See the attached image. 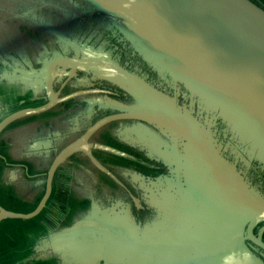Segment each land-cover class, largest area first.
Masks as SVG:
<instances>
[{"label":"water","instance_id":"1","mask_svg":"<svg viewBox=\"0 0 264 264\" xmlns=\"http://www.w3.org/2000/svg\"><path fill=\"white\" fill-rule=\"evenodd\" d=\"M90 1L135 42L167 91L99 55L56 56L42 68L35 59L34 70L16 69L13 80L0 84L31 90L34 96L32 82L39 80L47 97L41 104L1 117L0 133L19 118L88 92L58 97L52 86L57 65H66L64 75L79 71L92 80L101 78L134 101L101 109L115 112L100 118L98 114L79 136L55 152L36 205L26 212L0 205V222L37 216L50 196L55 172L75 153L84 154L120 182L90 151L89 140L101 127L125 120L130 123L119 126L118 140L166 169L153 178L137 174L148 182L139 184L143 191L138 198L131 197L133 204L150 209L141 220V234L121 226L136 219L129 202L115 199L101 208L91 196L89 211L52 235L64 233L61 238L70 240L64 243L72 244L73 251L87 252L81 256L83 261L95 257L107 264H264L263 257H256L258 246L264 250V195L251 178L252 171L264 173V8L252 0ZM24 82L30 85L24 87ZM178 97L185 101L179 102ZM134 131L148 134L143 143L147 152L139 150L143 148ZM92 147L127 156L111 146L95 143ZM106 215H112L114 222ZM169 221V228L163 229ZM77 238H92L93 243L80 246ZM41 249L38 254L49 253Z\"/></svg>","mask_w":264,"mask_h":264},{"label":"trees","instance_id":"2","mask_svg":"<svg viewBox=\"0 0 264 264\" xmlns=\"http://www.w3.org/2000/svg\"><path fill=\"white\" fill-rule=\"evenodd\" d=\"M4 3V9L12 12L14 16L21 20L19 28L13 29L12 32L17 34L25 35L27 41L22 37L16 43L8 44L0 37V65L4 66L0 70V83L1 81L13 80L14 76L17 74L16 69L22 70H34L35 66L31 57L27 54L26 46H32L31 49L35 50V59L40 64L42 68L50 59L56 56H70L74 58L84 59L90 55H99L103 58L109 59L115 63H118L122 67L126 65L123 64L121 57L129 59V63H132V73L144 79L148 74L146 72L155 73L151 66L144 59L143 52H139L134 41L126 38L123 30L118 24H116L102 9L96 6L90 0H0ZM262 8L261 4L256 3ZM8 5H11L8 7ZM0 15V32L2 31V26H10L11 20H4ZM102 24L103 30L106 33L102 34L101 40H98V35L100 29L96 26ZM26 42V44L24 43ZM118 45V46H117ZM122 52V53H120ZM134 60V61H133ZM145 65H148L144 69ZM66 65H57L54 68L55 74L52 79V84L55 86L63 77ZM143 72L138 73V70ZM145 71V73H144ZM65 76V75H64ZM156 78L160 79L156 76ZM161 80V79H160ZM150 85L154 86L160 91H167V86L164 83L161 85L153 84L149 80H145ZM25 86H29L30 82H24ZM34 84V95L37 97H47V91L44 82L33 81ZM164 85L165 87L160 89ZM106 96L103 100L102 97H91L82 95L80 101H62L65 105L69 107L68 113L63 117L65 124H67L69 131H82L85 130L92 121L96 118L97 114L101 109L110 105V99ZM132 102V101H128ZM114 111V108H111ZM99 117V116H98ZM97 117V118H98ZM130 122V121H129ZM127 123H121L115 130V135H118V131L121 130L119 126H124ZM217 133L220 137H224L220 128L217 127ZM58 135V131H53ZM61 135V134H60ZM38 137L43 140H47L45 145L39 143L35 144L37 147L28 152L27 155H36L39 157H47L50 155L54 146L56 138L48 139L46 135H39ZM45 137V138H44ZM54 137V135H53ZM121 140L120 137H118ZM227 139V137H225ZM223 143L225 139L223 138ZM51 144V146H50ZM53 145V147H52ZM50 146V149L48 147ZM30 148V147H29ZM28 148V149H29ZM134 149V148H133ZM61 168L58 170L61 172ZM249 171H252L251 169ZM253 172V171H252ZM250 173V172H249ZM13 174L9 173V177L13 178ZM133 176V175H132ZM36 185L41 187L44 185V180H37ZM60 189L56 187V190ZM55 190V189H54ZM54 196L55 192L48 198L43 210L34 218L29 219L30 221H40L47 228L55 227L53 223L59 224L57 220V214L54 213V209L51 208L52 203L55 205ZM83 215V214H82ZM81 216V215H80ZM79 216V217H80ZM79 217H77L79 219ZM82 217V216H81ZM46 220H45V219ZM76 218V219H77ZM50 219L53 221L50 222ZM17 219H6V221ZM5 221V220H4ZM73 223V222H72ZM70 223V224H72ZM50 226V227H49ZM64 234V233H63ZM51 235L46 239L45 242L39 243L35 241L33 244L28 245L27 254L36 255L41 253L40 250L46 252H55L56 254L68 255L69 257H56L61 263L65 264H107L103 260L97 262L95 257H86L87 261H83L82 255L87 254V252H77L73 251L74 246L72 244H65V241L61 238L63 235ZM23 243H18L16 240L5 241L4 238H0V264H6L4 257L8 260L11 257H7L6 253L8 251H22L25 252V245ZM20 244V245H19ZM51 246H55L52 248ZM21 253H11V255H19ZM94 255V254H93ZM97 257H99L97 255ZM24 259L25 257H15ZM30 258L26 257L25 259ZM15 261V260H14ZM18 264V263H17ZM110 264V263H109Z\"/></svg>","mask_w":264,"mask_h":264},{"label":"rangeland","instance_id":"3","mask_svg":"<svg viewBox=\"0 0 264 264\" xmlns=\"http://www.w3.org/2000/svg\"><path fill=\"white\" fill-rule=\"evenodd\" d=\"M252 1L255 3H259L264 7V0H252ZM0 6L2 7L1 3H0ZM10 6L11 5H8V7ZM0 15L2 16L1 18H4V20L12 21L10 26H7V25L2 26L0 37L3 38L5 42H7L8 44H11V43L17 44L16 42L19 39H22V37L25 39V41H27V38L25 35L12 32L13 29L19 28L21 24V20L18 17L14 16L12 12L4 8L0 9ZM96 26L100 29L97 39L101 40L100 37H102V34L106 32L103 30L102 24H99ZM25 41L24 43L26 44ZM32 46H29V45L26 46V49H29V50H26V52L31 57L33 64L36 65V61H35L36 53H35V50L31 49ZM3 67L4 66L0 65V70ZM77 72L79 71H75V73ZM62 77H64V75ZM98 80H102V79L98 78V79H95L94 81H98ZM70 89L71 87L69 86V84H66V87L62 86L60 88L61 90L60 93L63 95L66 90H70ZM44 99L45 97H42V96L37 97V98L35 95L33 96V94L31 93V90H27V89L21 90V88H19L18 86L4 87L3 85L0 84V118L15 109H18L21 107H27V106H34L37 104L38 101H43ZM178 99H179V102L185 101V100H182L181 97H178ZM119 102L121 103V101ZM119 102L110 101L109 103L115 106ZM184 103L188 104V102H184ZM62 110H63L62 108L57 107L56 109H54V111L41 112L38 114L28 115V116L19 118L11 122L10 124H8L7 127L3 129V132L0 133V204L2 206H5V208L14 210V211L26 212V211L31 210L36 205L37 201L39 200L42 194L43 185L41 187H39L40 186L39 185L33 188L32 185H34L35 183L34 180L41 179V176L39 175V173L47 168L55 152L60 148V146L64 145L68 141V137H70L69 139L74 138L80 132V131H77V132L72 131L68 134L66 129L64 130L58 118L59 113L56 112V111L60 112ZM193 110H195V108H193ZM109 111H112V110L107 109L104 111H100L98 114L101 115L102 113L109 112ZM65 112L62 111L63 114H65ZM194 114L197 115L196 113ZM52 122L58 123V126L56 129L54 128L53 125H50ZM45 125H48V126L45 127ZM53 131H60L61 133L65 134V136L61 141H58L59 145L56 146V148L48 156L45 162L40 161V158H38V160H33L30 157L25 156L23 162L25 165L28 164L29 167H27V169L25 170V166L17 165V163L20 160H22L20 155H17L18 154L17 151H19L20 148L22 149V148L27 147L26 150H28L29 152L31 151V149H33V147L31 146L36 144L34 141L32 143L31 141H28V143L26 144L27 137L30 136L32 138H37V136L39 135L46 134V137L51 139L54 135L52 133ZM133 133L137 134L140 137V138L135 137L136 140L140 142L139 145L143 148V150L142 149H139V150L143 152H147V149L143 147V143H145V140L148 139L149 137L148 134L144 132H140V131L139 132L134 131ZM143 138H146V139H143ZM40 142H41L40 143L41 145H45L47 143V140H41ZM104 145L110 146L108 144H104ZM50 146L48 147V149H50ZM34 147H37V146H34ZM97 150L99 151V155L101 156L105 152L104 150H99V149ZM135 150L137 149L135 148ZM138 152L136 154H138ZM126 154H128L127 156H130L129 153H126ZM108 155L110 154H107V156ZM139 156L146 158L145 156H143L142 152H140ZM113 157L110 156L109 158L112 161L106 159L105 165L109 167L108 169L110 170L111 173L117 176L116 171H118L117 170L118 168H116L117 166L113 164L116 161L114 160ZM127 158L132 159L130 157H127ZM125 164L129 165V167H131L132 169L135 168L134 170L136 171H134L132 179L138 183V188H139V184H146L148 182L144 179L142 180L141 178H139L140 176L137 175V174H141L144 176V173H142L139 170L140 168L147 169L149 168L148 166L146 168V166L142 162L137 163L136 160H128ZM61 170L62 171L59 172V176L56 178L55 185L62 182L65 186V191L63 193L61 192L58 193V194H63L60 197L54 196L55 205L53 203L51 205V208L54 209V213L57 214V218H58L57 220H59V224L53 223L55 227L47 228V223L45 226L40 221L34 222L32 220L30 221V220H25V219H17L16 221H13V220L4 221L3 220L2 222H0V238H4L5 241H8V240L15 241L16 240L20 244L23 242L27 243V245H25L24 247L25 252L8 251L6 253V256L7 257H25V258L30 257V258H27V259L18 258V259H15V261L13 260L10 264H17V261H18V264H62L56 258L59 256L53 252L46 253V254L42 253V254H37V255H34V254L30 255V253H28V255L25 256V254H27L28 245L30 244L34 245L35 243L33 242L39 241V240L43 242L50 235L56 232H59V231L62 232L61 230L64 227L70 226L71 225L70 223H72L77 217L89 211V204H90L89 198L91 196L94 198V201L96 200V202L99 205H101V208L115 201V199L102 200V198H104L105 196L102 195L101 192L114 195L115 190L114 188H111L110 185H112V183L104 174H101L100 172H97L96 170L91 168L89 162H87L83 154L81 153L73 154L69 158V160L62 165ZM90 171L93 172V174L99 173L98 180L100 183H96L98 186L95 185L94 183L92 185V182L89 181ZM9 173L13 174L12 175L13 178L9 177ZM251 178L253 180L254 174H252ZM93 188H95L97 191H94ZM90 189L93 190L92 193ZM140 191L142 193L143 190L140 189ZM25 194H26V197H22ZM28 194H31L32 196L31 195L28 196ZM104 218H107L106 220L112 221V222H114V219H115V218L113 219L112 215L110 216L106 215L104 216ZM141 218L144 219L146 217L141 216ZM141 218H138L137 220L138 222L134 218L135 219L134 221L124 222L128 225H121V224L119 225H121L122 227L132 228L131 230L132 232L136 234H141V227H142ZM116 219H118V216L116 217ZM51 221H53V219H50V222ZM92 238H89L88 240L77 238V241H79L80 246H87L93 243ZM101 242H105L104 245H106V242H108L107 238L105 237L101 238ZM106 250L108 252L113 251L111 249H106ZM11 253H21L19 254L21 256L11 255ZM0 257L2 256L0 255ZM4 260H6V257H4Z\"/></svg>","mask_w":264,"mask_h":264},{"label":"flooded vegetation","instance_id":"4","mask_svg":"<svg viewBox=\"0 0 264 264\" xmlns=\"http://www.w3.org/2000/svg\"><path fill=\"white\" fill-rule=\"evenodd\" d=\"M1 2L2 1H0V3ZM1 5H2V7L7 6L4 3H1ZM2 7L0 6V9H3ZM120 53H122V52H120ZM121 60H123V64L126 65L123 68H125L129 72H133L132 68H131L132 67V63H129L128 57H127V59L124 58V57H121ZM147 67H148V65H145L144 69H146ZM141 72H143V69L142 70H138V73H141ZM63 73H64V71L62 72V74ZM144 73H145V71H144ZM146 73L148 74V76H146L145 80L151 81L154 85L155 84L161 85L160 79L156 78V74L151 73V71L149 73L148 72H146ZM66 84H69L71 89L70 90H66L64 92V94L62 95L60 93V91H61L60 88L62 86L66 87ZM52 86H53L54 91H58V89H59V92H58V95H57L58 97L67 96V95L73 94V93H75L77 91H81V90H88V92H86V93L77 94L75 96L73 95L72 97L66 98V99H64L62 101H80V99L82 98V95L89 96V98L98 96V97H102L103 100H105L106 96H107V97H109L107 99L111 98V101H118V102L121 101V103H128V101H134L133 98L128 93H126L125 91L119 89L117 86H115V85H113V84H111V83H109V82H107L105 80H98V81L92 80L91 79V75L88 74L87 72H85V73L77 72V73L74 74V76L72 74H70V73H67V75H65L57 84H55V86L53 84H52ZM159 88L160 89L164 88V85H162ZM44 101L45 100L38 101L36 105L41 104ZM62 101L57 102L52 108H50V109H48V110H46L44 112L54 111V109H56L57 107L62 108L63 109L62 111H64V112L66 111L65 114H63L62 111H60V112L56 111V112L59 113L58 118H59L60 123L62 124V127L64 128V130L66 129L67 133L69 134L70 131H69L68 127H67L68 125L65 124L64 118H63L68 113L69 107L67 106V103H65V105H64L62 103ZM178 101H179V99H178ZM113 112H115V111H109V112L102 113L101 115H99L98 118H100L102 116H105L107 114L113 113ZM92 123H93V121H92ZM122 123L123 124L124 123L128 124L129 122L124 120V121H122ZM48 125H45V127L48 126ZM50 125H53L54 128L56 129L57 126H58V123L57 122H52ZM118 125H119V121L110 122L109 124H107V125L101 127L100 129H98L91 136V139L89 141L92 142V146H93V144H95V142H100V143H103V144H108V145H110L112 147L119 148V150H121L123 153H129L130 156H118V155H113V154L109 153L108 151L104 150L105 152L101 156V155H99V151L98 150H95V148H93L92 146L90 147V151L95 155V157L98 160L99 159L101 160V161L100 160L99 161L104 167L106 166L105 165L106 164V162H105L106 159L110 160L109 159L110 156L111 157L114 156L113 158L116 161L115 162L113 161L114 162L113 164H115V166H117L116 168H118L117 169L118 171H116V175H117L116 177H117V179L120 182H117L116 180H114L109 175H107L104 172L100 171L98 168H96L88 160V158H86V156L84 154L83 155H84L85 159L87 160V162H89L91 168H93L97 172H100L101 174H104L111 181L112 185H110V186H111V188H114V190H115V194L114 195H110L109 193L101 192V194L105 196L104 198H102V200H106V199H108V200L121 199L124 202H129L130 210H131L132 214L135 216L136 220H138V218H141V216L147 217L148 214H149V210L150 209L148 210L142 205H139L138 208L136 206H134L131 197L134 196V197L138 198L139 194H140V190L138 189V187L133 186V185H136V183L133 181L132 175L134 174V171H136V170H134L135 168L132 169L131 167H129V165H126L125 163L128 160H136L137 163H139V162L141 163L142 162L146 166V168H147V166L149 168H147V169L140 168L139 171L144 173L145 177H150V178H153L154 176H157L158 174L165 173L166 169L161 163L156 162L154 160H149L147 158L140 157L139 156L140 152H138L137 150L127 146L126 144L121 143L118 140L117 136L115 135V130L118 127ZM83 131L84 130L80 131L77 134V136H79ZM53 134H54V137H52V138H56L57 139L55 141V143H54V146L55 145L57 146V145H59L58 141H61L64 138L65 134L61 133L60 131H58V135L56 133H53ZM43 135H46V134H43ZM76 137L71 138V139H69L70 137H68V141L64 145L60 146L59 149H61L63 146H65L66 144H68L69 142L74 140ZM41 140H43V139L38 137V136H37V138H32V137L29 136V137L26 138V144L28 143V141H31V143L34 141L36 144L39 142V144H40ZM61 143H63V142H61ZM52 147H53V145H52ZM26 149H27V147L22 148V149L20 148V150L17 151V153H18L17 155H20V157L22 158V160H20L17 163V165L25 166V170L27 169V167H29L28 164L25 165L24 162H23L25 156H28V157H30L33 160H38V158H40V161H44V162L48 158V156L47 157H39V156H36V155H27L28 154V150H26ZM54 149L55 148H53L52 151ZM52 151H51V153H52ZM137 152H138V154H136ZM104 154H105V156H104ZM107 154H110V155L107 156ZM127 157H130L132 159H129ZM68 160L69 159L65 160L60 165V167L57 169V171L55 172L53 180H52V189H51L50 195L52 193H54V192H56L55 195L58 196V197L63 195V194H58V193L59 192L63 193L65 191L64 184L62 182H60L59 184L55 185V181H56V178L59 176L58 170L60 168H62V165L65 162H67ZM110 161H112V160H110ZM21 163H23V164H21ZM48 166H49V164H48ZM48 166H47V168H48ZM47 168L39 173V175L41 176V179H39V180H45V173H46ZM106 168H109V167L106 166ZM252 174H254V178H253L254 181L253 182L256 183V185L258 186V188L261 190V192L264 195V173L259 174L257 172H255V173L253 172ZM252 174H251V176H252ZM42 176H43V178H42ZM89 176H90V180L89 181L92 182V185H93V183L95 185H97L96 183H100L99 180H98L99 173L98 174H93V172L90 171L89 172ZM37 180H34V182H36ZM32 187L33 188L37 187L36 183H34V185H32ZM56 187H59L60 189L56 190ZM99 187H100V185H99ZM43 188H44V185H43ZM43 188H42V193H43ZM90 190H91V193H92L93 190L97 191L95 188H93V190L92 189H90ZM30 195L31 194H28V196H30ZM22 197H26V194L23 195ZM3 207H5V206H3ZM25 220H29V219H25ZM169 223H172V222L169 221ZM262 239L264 241V232L262 233ZM259 252H261V254ZM256 257H263L262 260L264 261V250L261 247H259V246H258V253H256ZM11 259L12 260H10V258H8V260L6 259L5 263L6 264H10L13 260L18 259V258L11 257ZM17 263H18V261H17Z\"/></svg>","mask_w":264,"mask_h":264},{"label":"crops","instance_id":"5","mask_svg":"<svg viewBox=\"0 0 264 264\" xmlns=\"http://www.w3.org/2000/svg\"><path fill=\"white\" fill-rule=\"evenodd\" d=\"M130 123V122H129ZM128 123V124H129ZM95 143H99V144H103V143H100V142H95ZM104 145V144H103ZM128 146V145H127ZM113 148H115V149H118L119 150V148H116V147H113ZM95 150H97V149H95ZM121 151V150H120ZM150 160V159H149ZM155 177V176H154ZM150 214H152V212L150 213ZM168 224H171V223H167V222H165L164 223V225L162 226L163 227V229H167V228H169L168 227ZM261 260H262V258H260Z\"/></svg>","mask_w":264,"mask_h":264}]
</instances>
